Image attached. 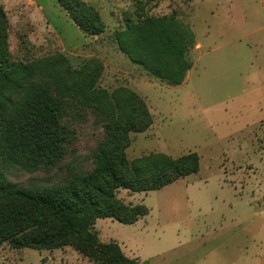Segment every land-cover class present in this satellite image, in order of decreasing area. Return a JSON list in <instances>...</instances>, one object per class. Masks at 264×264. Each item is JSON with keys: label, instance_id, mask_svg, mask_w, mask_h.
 Segmentation results:
<instances>
[{"label": "rangeland", "instance_id": "rangeland-1", "mask_svg": "<svg viewBox=\"0 0 264 264\" xmlns=\"http://www.w3.org/2000/svg\"><path fill=\"white\" fill-rule=\"evenodd\" d=\"M83 1L98 11L105 27L102 34L84 35L56 0H0L11 58L62 55L74 68L98 59L103 66L99 87L133 90L152 116L147 131L130 134L127 159L151 153L173 158L196 153L200 161L198 173L159 190L119 189V199L144 205L148 214L131 225L97 219L99 240L116 242L139 264H228L238 249L249 247V252L253 244L245 229L256 219L246 202L257 199L264 205V31L251 34L264 24L256 19L264 12V0L148 3L147 15L173 12L201 44L199 51L194 47L189 52L192 68L176 87L131 63L113 40L114 32L123 28L124 13L134 10L136 0ZM235 175H241L242 188ZM235 221L241 227H235ZM243 262L244 258L237 264ZM0 264L92 263L71 247L39 251L2 244Z\"/></svg>", "mask_w": 264, "mask_h": 264}, {"label": "trees", "instance_id": "trees-1", "mask_svg": "<svg viewBox=\"0 0 264 264\" xmlns=\"http://www.w3.org/2000/svg\"><path fill=\"white\" fill-rule=\"evenodd\" d=\"M153 1L136 0L113 40L149 76L180 86L192 68L188 54L195 36L173 12L147 15L145 7ZM56 2L84 35L104 32L91 5ZM102 71L96 58L77 68L62 55L12 59L0 6V245L71 247L92 264H137L116 242L99 240L96 220L134 224L148 209L125 204L119 189L155 191L198 173L196 153L127 159L130 134L147 131L152 116L133 90L99 87Z\"/></svg>", "mask_w": 264, "mask_h": 264}, {"label": "crops", "instance_id": "crops-1", "mask_svg": "<svg viewBox=\"0 0 264 264\" xmlns=\"http://www.w3.org/2000/svg\"><path fill=\"white\" fill-rule=\"evenodd\" d=\"M262 8L264 11V6H262ZM258 18L261 21H264V12L263 14H259V13L256 14V19ZM262 31H264V24L258 25V27L254 28L251 31V34L252 35L258 34ZM195 43H196L194 46L195 51H199L201 49V44L196 39H195ZM187 76L189 75L187 74ZM239 176L241 177V175ZM239 176L235 175L233 176V178L237 180V184H239V186L242 188L243 186L241 185L242 184L241 181H238L240 179ZM234 191L235 192L237 191L236 186L234 187ZM246 203L249 207L248 209L249 212H253V216L251 218L256 219V220L250 221L248 223V227L245 229L246 231H249L248 234L251 237V243L253 245L249 252H248L249 247H246L245 251L238 249V251L235 252L237 256H234V259L229 261L228 264H237V262L239 263L242 260V258H244V262H243L244 264H264V205H260L257 199H249ZM233 225H235V227H241L242 223L235 221L233 222ZM220 228L223 229V225H221ZM245 254H248V255L245 256ZM135 259L137 260V264H139L138 258H135Z\"/></svg>", "mask_w": 264, "mask_h": 264}]
</instances>
